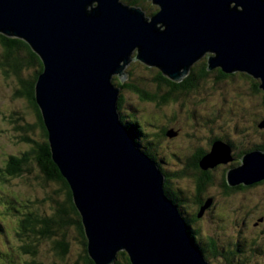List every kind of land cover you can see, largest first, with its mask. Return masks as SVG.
<instances>
[{"label": "water", "instance_id": "water-1", "mask_svg": "<svg viewBox=\"0 0 264 264\" xmlns=\"http://www.w3.org/2000/svg\"><path fill=\"white\" fill-rule=\"evenodd\" d=\"M148 1L152 16L122 0H0V35L24 41L43 64L35 101L94 264H116L120 252L131 264H209L165 194L166 175L122 123L113 79L125 83L138 61L180 83L206 58L209 71L248 74L264 91V0ZM230 161L217 141L201 167ZM227 180L264 181V151L244 155Z\"/></svg>", "mask_w": 264, "mask_h": 264}, {"label": "rangeland", "instance_id": "rangeland-1", "mask_svg": "<svg viewBox=\"0 0 264 264\" xmlns=\"http://www.w3.org/2000/svg\"><path fill=\"white\" fill-rule=\"evenodd\" d=\"M142 8L147 16L157 9L148 0L142 2ZM127 71L130 81L146 91L154 92L153 80L159 72L158 69L132 61ZM31 74V69L26 71L27 76ZM247 87L241 85L239 78L215 82L214 78L210 77L203 84L204 91L200 95L180 100L162 111H158L154 104L141 103L133 93L124 92L127 102L120 114L130 113L135 116L134 120L140 123L146 135V144L151 143L148 147L162 166L157 160L156 162L162 170L164 168L165 172L171 175L182 170L180 160L188 157L183 148L192 147L194 144L189 140L192 138L189 135L195 133L192 130L194 123L199 136L213 134L216 137H226L239 147V153H246L247 147L252 144L263 143L264 130L256 127V124L264 120V105L261 97L249 93ZM18 91V80L14 76H4L0 68V264H31L32 261L37 264H75L83 254V247L73 228H68V243L71 244V249L64 259L55 255L49 241L23 237L21 231L20 235L16 233L17 222L23 217L22 213L35 211L43 216L55 214L54 205L49 201H46L44 206L38 203L41 198L49 195L52 191L50 187L43 189L41 183L29 174L16 179L10 177L7 180L2 172L6 155H20V150H28L27 143L17 141L10 121H18L22 117H26L29 123L36 120L35 115L27 110V101L15 96ZM181 103L186 105L185 108H182ZM190 112H195L194 120L190 119ZM175 113L176 120L169 119ZM126 119L131 121L129 117ZM166 126L176 130L180 128V137L176 140L173 137L158 140L159 128ZM35 137H39L38 132ZM244 155L240 156V160ZM220 174L221 172L215 174L217 180ZM38 175L42 176L40 170ZM170 184L173 190L179 189L184 194L181 213L195 218L199 207L190 199L193 189L189 186L193 185L192 181L187 177H173ZM210 194L215 198L214 208L205 212L201 219H195L193 224L199 231L196 243L198 240L208 249L209 239H213L219 252H222L216 258L206 259L208 263L227 264L225 258L233 252L234 264H264V185L231 197H226L216 187L210 190ZM260 218H263V222L255 227L254 224ZM30 244H37V254L29 257L23 252V247ZM79 264L84 263L80 261Z\"/></svg>", "mask_w": 264, "mask_h": 264}, {"label": "trees", "instance_id": "trees-1", "mask_svg": "<svg viewBox=\"0 0 264 264\" xmlns=\"http://www.w3.org/2000/svg\"><path fill=\"white\" fill-rule=\"evenodd\" d=\"M122 1L130 6H142V2L146 0ZM157 10L158 9L154 10V12L150 14V16L157 12ZM0 68L2 69L4 76H14L18 80L19 91L15 96L23 98L27 101V110L30 111L32 115H35L36 118L34 123H29L28 121H26V117H22L18 121H16L15 119L14 121H10L12 123L15 136L19 138L20 142L27 143L28 150H20V155H10L8 158H6V161L10 160V162L7 164L8 166L5 171L7 175L12 176L13 179H16L17 177H23L27 172H29V175L31 176V174H33V171H30V169L33 167V164L37 165V167H39V169L42 171L44 177L39 178L38 176H36V179L43 180V189H48L49 187L52 189L49 195L46 198H41L38 203L44 206L46 201H49L54 205L53 209L55 210V214H53L52 216H43L42 214L35 211H27L25 213L21 212V216L23 217L17 222L18 229L16 230V233H19L20 235L19 231H21L22 234H24L23 237L32 238V240L36 241H49V244H51V249L55 253V255L60 259H64L70 253L71 249V244L69 245L68 243L69 233L67 229V226H70V228H73L77 233V240L83 247V254L79 256L78 261H76L75 264H79L80 261H82L84 264H94V262L88 256L87 239L82 225V219L74 205L70 187L67 181L62 177L56 164L52 160L48 134L40 110L35 101V85L38 81L39 75L43 72V64L39 57L24 41L0 35ZM29 69L32 70L31 76L26 75V71ZM160 76L161 79L155 77L153 80V82L155 83L154 92L142 89L139 85L130 81L129 78L125 83H122L118 78H114L113 82L115 83V85L122 89L121 96L118 101L119 112H121L122 114V109L127 102L126 96H124V92H128L129 94L133 93L136 97H138L141 103L154 104L158 111H162L166 107H171L173 103H178L180 100H187L193 95H200L204 91L203 84H205L206 80L210 77H213L215 82H222L225 80H233L235 78H239L241 85H243V87L247 85L249 93L260 96L264 105V91L260 88L261 83L259 80H256L255 78L245 73L225 74L221 69L209 71L206 58H203L202 60L195 63L192 66L189 75L185 78L184 81L180 83H174L166 79L161 73ZM181 104L182 108H185L186 105L184 103ZM192 113L195 115V112H190L189 117ZM128 115H121L122 123H124L128 128L134 139H136L137 141L143 140L144 133L139 125L140 123L138 124V121L134 120V115L131 116L130 113ZM174 115L175 118L173 120H176V113L173 114V116ZM173 116H171L169 119H171ZM126 117L131 118V121H127ZM194 117L196 118V116ZM194 117L191 116L190 119L194 120ZM263 122L264 120H262L258 125L256 124V127L264 130V128L261 127V124ZM162 128L164 127L159 128V134H157L158 140H161L164 134L168 136L169 130H164L162 133H160ZM192 130H194L195 133H191L189 137L196 138V142H194L192 147L187 149L192 155V157L190 158V162L192 163L190 165V168L185 167L184 170L182 169L180 172H176L171 175L165 172L163 167V170H161L165 172L164 174L166 175L164 186L165 194L175 205H177V207L180 206L178 207L179 210L181 208V202L178 203L176 194L178 196H181L182 194H179L181 190L172 189L170 184L171 179L173 177L177 179L187 177L189 181H192L193 185L189 187L193 189V193L191 194V196L193 197V201L196 203L197 207H199L198 212H196L194 218L198 220L201 219L198 217L201 208L206 204L210 197H212V195L210 194L211 189L215 187L217 189H220L222 194L226 197L235 196L237 195L236 193L246 192L250 190L248 189L235 192L234 188H231L227 180V173L229 171L228 169L229 167H234V165L238 164V158L240 156L255 150L264 149V139L262 140L263 143H255V145L247 149L246 153H239V151H237L235 154V156L237 157L235 163L227 164V166L226 164H220L212 169L204 170L201 167V162L208 154L211 153L214 146V141L209 142L204 137H212L215 135L208 134L205 136H199L197 134V127L195 123L192 127ZM36 132L39 133L38 138L35 137ZM237 149L239 150V147H237ZM145 152L152 159H154L155 161L157 160L155 157L156 155L153 153L151 148L150 150H145ZM189 157L190 156L188 155L187 159ZM158 162L162 166V163L160 161ZM218 172H221V174L220 178L217 180L215 174ZM245 194L246 193H243V195ZM6 216L8 215L6 214ZM186 221L188 222V224L190 223L189 220L186 219ZM258 221L259 223H262L263 218H260ZM1 230L2 232H4L3 229ZM195 235L196 234L192 230L191 236L196 242ZM32 240L30 239V242H32ZM208 245L209 248L206 249L205 246H200L199 244H197V247L202 251L204 257L207 260L210 258H216L220 254H222V252H219L218 247L214 241H211L210 243H208ZM23 252L26 254V256H35L37 254V244H30V246L23 247ZM233 255V252L227 254L225 258L227 264H234ZM31 264L37 263L35 261H32ZM116 264H131V262L125 252H120Z\"/></svg>", "mask_w": 264, "mask_h": 264}, {"label": "flooded vegetation", "instance_id": "flooded-vegetation-1", "mask_svg": "<svg viewBox=\"0 0 264 264\" xmlns=\"http://www.w3.org/2000/svg\"><path fill=\"white\" fill-rule=\"evenodd\" d=\"M140 7H142V6H140ZM157 8V7H156ZM158 9V8H157ZM158 11V10H157ZM155 13H157V12H155ZM154 13V14H155ZM160 73L161 72H158L157 73V76H156V78H158V79H161V76H160ZM194 117L195 115L192 113V114H190V117ZM175 118V115L171 118V120H173ZM194 119H195V117H194ZM173 121H175V120H173ZM164 130H172V131H174L175 133H176V136H174L173 138H174V140H176V138L177 137H180V135H181V129L180 128H178L177 130L175 129V128H168L167 126L166 127H164V128H162V130H161V132L160 133H162ZM144 139L143 140H138V142L141 144V147H143V149L144 150H146L147 151V149H149L150 150V147H148V145H150L151 146V143H148V145L146 144V141H145V137H146V135H145V133H144ZM165 138H169L168 136H166L165 134H164V136H162V139H165ZM206 140H208L209 142H213L214 141V143L215 142H217V141H220V142H223V143H225V144H227V145H229V147H230V149H231V157H232V161H230L228 164H232V163H235L236 162V160H237V157L235 156V154H236V152L238 151V149H237V147L238 146H236L235 144H234V141H232V140H230V139H228V138H226V137H216V136H212V137H204ZM216 138H220V139H216ZM19 142H20V140H19V138L17 137L16 138ZM141 139V138H140ZM171 139V138H170ZM189 140H193V142H196V138H194V137H192V138H190ZM232 142H233V144H234V146H233V144H232ZM253 145H255V144H252V145H250V146H248L247 147V149H249L250 147H252ZM188 148H190V147H188ZM188 148H183V150H186L185 151V153L186 154H188L190 157L188 158V159H183V158H181V163H182V169L184 170L185 169V167H188V168H190V165L192 164L191 162H190V158L192 157V155H191V153L187 150ZM256 151V150H255ZM259 151H264V149H262V150H259ZM241 153V152H240ZM10 155H6V157H5V163H4V169L2 170V172H4L5 173V175H6V177H7V180H9L10 179V177L11 178H13L12 176H9V175H7V173H6V171H5V169L7 168V164L10 162V160L9 161H6V158H8ZM239 160H238V164H236V165H234V167H229V169L228 170H231V169H234V168H236V167H238L240 164H241V160H240V157L238 158ZM226 166H227V164H226ZM34 170V172H33V174H31V176L33 177V179L34 180H36V181H39L40 183H41V185H42V183H43V180L42 179H39V180H37L36 179V176H38L39 178H43L44 177V175L42 174V171L39 169V167H37V165H35V164H33V167L30 169V171H33ZM39 170H40V172H41V174H42V176L41 175H38V173H39ZM181 171V170H180ZM179 171V172H180ZM36 173V174H35ZM29 174V172H27V173H25L24 175H28ZM18 178H21V177H18ZM263 182V181H262ZM262 185H264V182L263 183H257V184H254V185H250V186H246V185H243V184H241V185H238V186H235V187H233L234 188V191L236 192V191H244V190H248V189H254V188H257V187H260V186H262ZM51 186H53V185H51ZM232 188V187H231ZM181 196H178L177 194H176V196L178 197H176V199L178 200V203L179 202H181V208H182V202L184 201V199H185V197H184V194H183V192L182 191H180V193H179ZM190 199H192L193 200V197L192 196H190ZM210 199H212L213 200V202H214V200H215V198L214 197H210ZM212 206L213 207H211V208H209V209H207L206 210V212H208L209 210H212L213 208H214V205L212 204ZM178 207H180V206H178ZM186 217V219L187 220H189L190 221V229H191V231L193 230V232L196 234L195 235V238H196V236H197V234L199 233V231L198 230H196L195 229V225H193L195 222H196V220L194 219V218H191V217H187V216H185ZM261 222V221H260ZM258 224H259V221L258 222H256L255 224H254V226L255 227H257L258 226ZM68 228H70V226L68 227L67 226V229ZM211 241H214L213 239H209V243L211 242ZM216 243V242H215ZM197 244H199L200 246H203L202 244H200L199 243V241L197 240Z\"/></svg>", "mask_w": 264, "mask_h": 264}, {"label": "bare ground", "instance_id": "bare-ground-1", "mask_svg": "<svg viewBox=\"0 0 264 264\" xmlns=\"http://www.w3.org/2000/svg\"><path fill=\"white\" fill-rule=\"evenodd\" d=\"M133 122V121H132Z\"/></svg>", "mask_w": 264, "mask_h": 264}]
</instances>
